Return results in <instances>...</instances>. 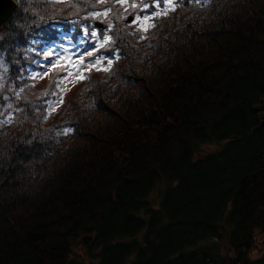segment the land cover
Segmentation results:
<instances>
[{"label": "trees", "instance_id": "1", "mask_svg": "<svg viewBox=\"0 0 264 264\" xmlns=\"http://www.w3.org/2000/svg\"><path fill=\"white\" fill-rule=\"evenodd\" d=\"M15 1L0 30V264H88L84 235L93 264H264V0L161 14L166 0ZM107 17L90 58L108 70L67 91L31 75L59 34Z\"/></svg>", "mask_w": 264, "mask_h": 264}, {"label": "rangeland", "instance_id": "2", "mask_svg": "<svg viewBox=\"0 0 264 264\" xmlns=\"http://www.w3.org/2000/svg\"><path fill=\"white\" fill-rule=\"evenodd\" d=\"M175 0H166L164 6L158 4L155 14L167 13V11L172 10L174 6ZM108 13H105L107 15ZM153 15H148L146 17H135L132 21L133 24L137 25L139 30L145 31L152 24ZM110 22V27L105 28L106 35L103 38H100L98 30L94 28L91 32L83 31V35L79 37L77 40H73L72 32H62L58 35V40L50 43L46 48V55H50V59H42L39 61L38 66L32 69L31 75L33 77H37L38 79H42L46 76H58V80L63 77L62 84H64L63 89L67 91L69 88L71 89L73 85H75L80 77H85L86 72L91 69H95V71L102 70L103 68L108 67L109 65L102 57L98 58H90V56L94 53V51L109 40L110 37V29L113 26V21L111 18H106ZM95 33V35H93ZM101 47V48H102ZM91 53V55H89ZM89 57V58H88ZM100 61V63H96V61ZM108 60L114 61L113 58H109ZM112 64V63H111ZM55 65V66H54ZM66 74L59 75L57 73L58 67H65ZM62 98V96H60ZM56 102L51 104V111L56 110L62 102L59 99L55 100ZM63 101V98H62ZM261 109H264V104L260 106ZM220 148L219 145L211 144L204 145L201 150V155H206L207 153L215 152ZM152 199L156 201V204L159 201V192H155L152 195ZM84 236L79 238L77 245L75 247V251L84 259L87 260L88 264H93L89 258L86 256L87 247L91 244V242L82 243V239ZM264 250V239L258 238L257 244L252 251L253 259H259Z\"/></svg>", "mask_w": 264, "mask_h": 264}, {"label": "water", "instance_id": "3", "mask_svg": "<svg viewBox=\"0 0 264 264\" xmlns=\"http://www.w3.org/2000/svg\"><path fill=\"white\" fill-rule=\"evenodd\" d=\"M17 3L14 0H0V30L2 27L13 17L14 13L17 10ZM132 21V18L129 19ZM95 27L103 29V24L97 22L94 24ZM257 111L264 112V109L256 108ZM94 238V235H85L82 239V243L91 242Z\"/></svg>", "mask_w": 264, "mask_h": 264}, {"label": "snow or ice", "instance_id": "4", "mask_svg": "<svg viewBox=\"0 0 264 264\" xmlns=\"http://www.w3.org/2000/svg\"><path fill=\"white\" fill-rule=\"evenodd\" d=\"M157 6H159L158 4H157ZM93 35H95V33H93ZM49 55H51V54H49ZM89 55H91V53H89ZM96 63H100V61L98 60V61H96ZM111 63H112V61L111 60H108L107 61V64L110 66L111 65ZM55 66V65H54ZM103 70H108L107 68H105V69H103ZM81 79L83 78V77H80ZM62 81H63V77L62 78H60V80H57V81H55L54 82V87H56L57 89H59V86H60V83H62ZM50 95H53V96H56V93H50ZM57 99H59L61 102H62V98L61 97H58L57 96ZM56 101L54 100L52 103L54 104ZM49 107H51V105H49ZM65 131V133H67L68 131H71L70 129H65L64 130Z\"/></svg>", "mask_w": 264, "mask_h": 264}]
</instances>
